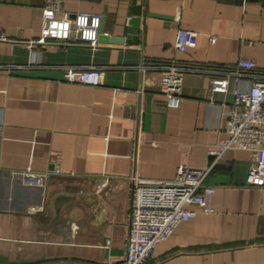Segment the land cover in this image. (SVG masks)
Returning <instances> with one entry per match:
<instances>
[{
    "label": "crops",
    "instance_id": "crops-1",
    "mask_svg": "<svg viewBox=\"0 0 264 264\" xmlns=\"http://www.w3.org/2000/svg\"><path fill=\"white\" fill-rule=\"evenodd\" d=\"M44 2L0 0V63L25 65L0 68V264H117L132 178L171 179L177 166H209L233 92L248 87L188 72L179 106L170 107L159 72L136 66L249 59L264 69V0H62L59 14H101L95 49L30 43ZM178 28L189 31L184 51L174 46ZM62 64L100 66L99 84L65 81ZM254 159L226 150L204 180L215 188L212 211L180 222L147 264H264V188L246 183ZM28 169L44 183L24 181Z\"/></svg>",
    "mask_w": 264,
    "mask_h": 264
},
{
    "label": "built area",
    "instance_id": "built-area-1",
    "mask_svg": "<svg viewBox=\"0 0 264 264\" xmlns=\"http://www.w3.org/2000/svg\"><path fill=\"white\" fill-rule=\"evenodd\" d=\"M62 0H45L42 7L43 25L38 38L30 43L80 44L97 47L102 16L96 12L78 11L73 15L60 12ZM189 31L176 29L174 46L184 51ZM210 36V40L214 41ZM6 36L0 25V41ZM23 64H1L10 73L24 68ZM63 79L83 85L97 86L100 82V66L93 64H62ZM141 71L156 70L160 74V92L170 107L181 102L183 75L188 72H204L212 75L246 80L247 88L233 92L231 106L226 110L225 137L218 138L207 153L213 156L206 168L177 166L171 179L132 178L128 228L124 236V256L117 264H147L158 243L167 239L176 226L198 212H211L209 197L215 188L204 180L214 163L226 150L239 149L252 152L246 183L264 188V69L254 61L240 59L235 66H196L176 61L150 62L137 65ZM24 181L44 183L45 175L33 174L29 169L21 171ZM103 187L111 188V179L105 176ZM42 206H30L36 212Z\"/></svg>",
    "mask_w": 264,
    "mask_h": 264
},
{
    "label": "water",
    "instance_id": "water-1",
    "mask_svg": "<svg viewBox=\"0 0 264 264\" xmlns=\"http://www.w3.org/2000/svg\"><path fill=\"white\" fill-rule=\"evenodd\" d=\"M159 15H161V14H159ZM102 20V19H101ZM137 23H138V19L137 18H132L131 20H130V24L132 25H137ZM130 31L131 32H136L137 31V28H135L134 26H130ZM100 31H101V24H100V28H99V33H100ZM98 37H99V35H98ZM112 41H117V40H119V39H117V38H110ZM135 40V39H134Z\"/></svg>",
    "mask_w": 264,
    "mask_h": 264
}]
</instances>
